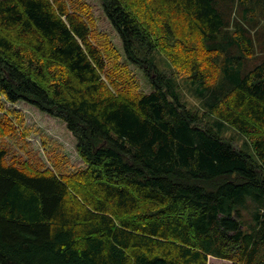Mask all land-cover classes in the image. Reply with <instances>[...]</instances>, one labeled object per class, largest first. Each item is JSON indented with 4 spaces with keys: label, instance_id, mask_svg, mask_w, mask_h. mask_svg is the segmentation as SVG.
Here are the masks:
<instances>
[{
    "label": "trees",
    "instance_id": "trees-1",
    "mask_svg": "<svg viewBox=\"0 0 264 264\" xmlns=\"http://www.w3.org/2000/svg\"><path fill=\"white\" fill-rule=\"evenodd\" d=\"M99 3L149 93L131 91L121 66L102 79L82 1L0 0V97L61 120L85 165L39 171L0 147V264H264V49L252 33L264 0Z\"/></svg>",
    "mask_w": 264,
    "mask_h": 264
},
{
    "label": "rangeland",
    "instance_id": "rangeland-1",
    "mask_svg": "<svg viewBox=\"0 0 264 264\" xmlns=\"http://www.w3.org/2000/svg\"><path fill=\"white\" fill-rule=\"evenodd\" d=\"M80 1L89 7L92 40L103 52L107 61L102 79L108 83V76L111 77L114 74L111 67L121 66L120 69L125 68L124 76L126 79L131 81V91L141 94L149 93L152 87L148 78L142 70L126 61L121 40L103 13L99 0ZM66 2L71 8L74 6L72 0H66ZM233 15L232 9L230 17ZM258 21L259 25L257 23V27L252 31L257 55L264 49L263 17L259 18ZM153 57L160 72L176 76L175 81L181 102L188 109L201 115L204 109L195 97L189 83L184 77L176 75L167 60L159 53L154 52ZM257 58L247 61V67H252L257 62ZM210 77H213L217 83L221 78V73L219 70L213 71ZM120 82L122 81L120 80ZM123 88L126 89L124 86ZM212 122L213 118L207 116L203 123L211 125ZM222 136L237 149L253 156L250 147L246 146L244 138L232 127L224 128ZM75 145L76 139L66 130L61 120L52 118L24 102L8 103L0 97V147L7 152V162L25 163L39 171L50 170L56 174L70 175L85 166L75 150ZM207 264L232 263L208 257Z\"/></svg>",
    "mask_w": 264,
    "mask_h": 264
}]
</instances>
